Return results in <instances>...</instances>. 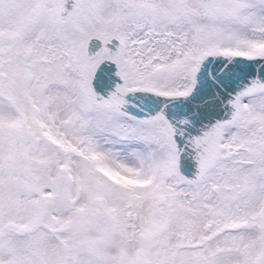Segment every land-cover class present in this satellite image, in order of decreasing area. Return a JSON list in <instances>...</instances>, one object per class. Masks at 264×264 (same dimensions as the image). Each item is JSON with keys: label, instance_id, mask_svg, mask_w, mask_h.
<instances>
[{"label": "snow or ice", "instance_id": "1", "mask_svg": "<svg viewBox=\"0 0 264 264\" xmlns=\"http://www.w3.org/2000/svg\"><path fill=\"white\" fill-rule=\"evenodd\" d=\"M0 264H264V0H0Z\"/></svg>", "mask_w": 264, "mask_h": 264}]
</instances>
